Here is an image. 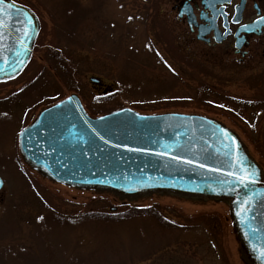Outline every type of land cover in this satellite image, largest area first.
I'll return each mask as SVG.
<instances>
[{
    "label": "rangeland",
    "instance_id": "1",
    "mask_svg": "<svg viewBox=\"0 0 264 264\" xmlns=\"http://www.w3.org/2000/svg\"><path fill=\"white\" fill-rule=\"evenodd\" d=\"M14 1L35 12L39 32L23 72L0 82V264H248L228 199L55 183L23 161L17 136L73 92L92 116L197 113L237 134L264 182V61L235 66L197 41L173 0Z\"/></svg>",
    "mask_w": 264,
    "mask_h": 264
},
{
    "label": "water",
    "instance_id": "2",
    "mask_svg": "<svg viewBox=\"0 0 264 264\" xmlns=\"http://www.w3.org/2000/svg\"><path fill=\"white\" fill-rule=\"evenodd\" d=\"M0 8V81H5L27 64L39 24L31 9L12 0ZM18 147L32 169L71 187L122 197L173 192L228 198L244 260L264 264L261 168L236 133L215 118L140 113L129 107L91 117L71 93L41 109L21 129ZM245 174L250 182L241 184L238 177ZM2 184L0 178V188Z\"/></svg>",
    "mask_w": 264,
    "mask_h": 264
},
{
    "label": "flooded vegetation",
    "instance_id": "3",
    "mask_svg": "<svg viewBox=\"0 0 264 264\" xmlns=\"http://www.w3.org/2000/svg\"><path fill=\"white\" fill-rule=\"evenodd\" d=\"M171 10L197 41L229 53L235 66L264 61V0H173Z\"/></svg>",
    "mask_w": 264,
    "mask_h": 264
},
{
    "label": "snow or ice",
    "instance_id": "4",
    "mask_svg": "<svg viewBox=\"0 0 264 264\" xmlns=\"http://www.w3.org/2000/svg\"><path fill=\"white\" fill-rule=\"evenodd\" d=\"M4 2V0H0V4H2ZM215 2H223V0H213V6H214V3ZM3 13V9L2 8H0V14H2ZM225 15H226V13H225ZM261 23H264V19H261V21H260ZM255 23V22H254ZM3 25V21L2 20H0V26H2ZM25 36H27L28 35V33L27 32H25V34H24ZM242 172L244 171L243 169L241 170ZM230 175H233L232 173H230ZM238 180H239V182L241 183V184H244V183H246V182H250V180H249V176L247 175V174H245V175H242V176H239L238 177ZM247 201H245L244 202V204H245V206L247 205ZM243 210V209H242ZM262 254H264V253H262Z\"/></svg>",
    "mask_w": 264,
    "mask_h": 264
},
{
    "label": "trees",
    "instance_id": "5",
    "mask_svg": "<svg viewBox=\"0 0 264 264\" xmlns=\"http://www.w3.org/2000/svg\"><path fill=\"white\" fill-rule=\"evenodd\" d=\"M145 211V209H143V212ZM127 215V213H125V214H123V216L125 217ZM135 215V214H134ZM157 216V217H156ZM156 219L158 218L159 219V217H160V220L158 221L160 224H164L166 221L165 220H163L164 218H163V216L161 215V214H159V216H158V214H156L155 216H154Z\"/></svg>",
    "mask_w": 264,
    "mask_h": 264
}]
</instances>
